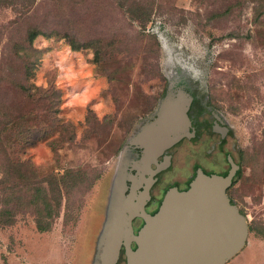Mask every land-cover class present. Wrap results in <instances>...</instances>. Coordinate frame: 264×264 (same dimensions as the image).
Instances as JSON below:
<instances>
[{
	"label": "rangeland",
	"instance_id": "rangeland-1",
	"mask_svg": "<svg viewBox=\"0 0 264 264\" xmlns=\"http://www.w3.org/2000/svg\"><path fill=\"white\" fill-rule=\"evenodd\" d=\"M32 27L47 36L30 44L37 52L29 51L35 62L27 80ZM65 36L100 40V63L92 47L72 50ZM22 84L32 85L33 98ZM53 89L57 110L45 113L36 94ZM185 99L186 116L191 101L202 100L228 125L240 163L226 193L248 232L224 264H264V0H0V176L2 164L17 158L34 165V182L78 174L63 186L49 229L37 230L24 205L12 223L0 224V264H103L131 146L163 103L178 102L171 112L179 113ZM11 123L33 144H17ZM197 153L182 146L170 173L185 174ZM15 178L8 174L7 185Z\"/></svg>",
	"mask_w": 264,
	"mask_h": 264
},
{
	"label": "water",
	"instance_id": "water-1",
	"mask_svg": "<svg viewBox=\"0 0 264 264\" xmlns=\"http://www.w3.org/2000/svg\"><path fill=\"white\" fill-rule=\"evenodd\" d=\"M174 104L179 103H163L159 117L147 123L142 137L134 141L144 143L142 162L146 166L162 148L190 135L187 100L179 113L171 112ZM237 169L231 161L224 175L198 170L186 189H168L152 215L138 202L135 213L144 223L137 233L132 232L124 210L114 206L115 216L101 251L103 264L116 262L121 244L125 264H224L242 247L248 232L244 216L226 193Z\"/></svg>",
	"mask_w": 264,
	"mask_h": 264
},
{
	"label": "flooded vegetation",
	"instance_id": "flooded-vegetation-1",
	"mask_svg": "<svg viewBox=\"0 0 264 264\" xmlns=\"http://www.w3.org/2000/svg\"><path fill=\"white\" fill-rule=\"evenodd\" d=\"M187 116L189 123L187 130L190 135H184L162 148L156 155L155 161H150L148 166L142 162L144 143L137 141L131 146L132 166L117 205L120 210H124L125 217L130 218L133 233H137L144 223L143 217L135 213V205L138 202H141L146 214L152 215L160 206L168 189L171 187H175L177 190L186 189L198 170L206 174L224 175L229 171L232 161L238 166L231 178L232 181L239 170L238 159L232 153L231 145L228 144L229 127L221 117L209 109V105L202 100L191 101ZM167 127H169L168 123ZM186 145L191 151L194 150L198 153L192 154L191 163L187 162L185 174L170 173L176 168L173 166L176 154L181 151L182 146ZM127 155L129 156L128 153ZM174 174L179 176L178 179L171 178ZM130 246L134 248V242H131ZM121 261L125 264L123 244L119 247L118 257L114 264H119Z\"/></svg>",
	"mask_w": 264,
	"mask_h": 264
},
{
	"label": "trees",
	"instance_id": "trees-1",
	"mask_svg": "<svg viewBox=\"0 0 264 264\" xmlns=\"http://www.w3.org/2000/svg\"><path fill=\"white\" fill-rule=\"evenodd\" d=\"M151 12V9H150ZM147 17L144 19L146 20ZM39 34H45L38 28L32 27L29 28L26 32V41L28 46L24 49L26 50V62L23 64L25 77L27 80L31 77L34 68L33 60L29 59V51L37 52L36 49L32 48L30 44L34 40V38ZM67 44L70 46L72 50H79L84 46L92 47L93 57L92 60L94 63L99 64L103 46L99 45L101 43L100 40L96 39L95 41H88L86 44L80 43L76 38L65 36ZM21 88L28 93L29 98L34 97V92H31L30 84L20 85ZM54 93V94H52ZM56 97L54 99L53 97ZM36 97L38 99H42L44 103L45 110L44 112H56V104L58 100L57 90H51V93H47L46 91L37 93ZM52 114V113H51ZM54 117H50V122H52ZM7 122H14L13 120L8 119ZM11 129L17 134V144L25 146H30L34 141H28V137L24 136L26 133V129L22 125H17L11 123ZM46 133L43 131L42 136ZM15 138V137H14ZM15 139V141H16ZM19 141V142H18ZM239 163V161H238ZM240 165V163H239ZM31 169L30 173L32 176L26 175L23 170ZM34 165L28 161L27 159L17 158L14 163L11 164H2V174L0 176V224H10L14 220L15 217V209L19 206H27L30 207L35 215V226L39 231L47 230L51 227L54 218L59 214V209L61 206V200L63 195L65 196V190H63V186L70 187L71 185L67 182L71 180L72 177H75L76 173L72 170H65L61 174L54 173L51 174L48 179H39L38 181H33V175L36 176V172L34 170ZM10 173H15V180L13 186L7 185V175ZM232 182V180H231ZM230 182V183H231ZM68 184V185H67ZM230 202L234 203L232 198L229 197ZM251 230V226H249Z\"/></svg>",
	"mask_w": 264,
	"mask_h": 264
},
{
	"label": "crops",
	"instance_id": "crops-1",
	"mask_svg": "<svg viewBox=\"0 0 264 264\" xmlns=\"http://www.w3.org/2000/svg\"><path fill=\"white\" fill-rule=\"evenodd\" d=\"M178 1H180V2H184V1H186V0H178Z\"/></svg>",
	"mask_w": 264,
	"mask_h": 264
}]
</instances>
